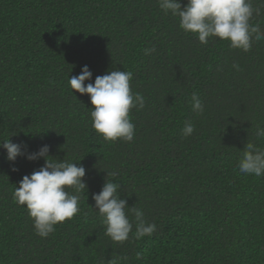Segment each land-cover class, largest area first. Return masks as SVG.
<instances>
[{"label":"trees","instance_id":"1","mask_svg":"<svg viewBox=\"0 0 264 264\" xmlns=\"http://www.w3.org/2000/svg\"><path fill=\"white\" fill-rule=\"evenodd\" d=\"M252 3L251 23L264 31V0ZM85 65L91 83L133 73L131 89L146 98L130 113L133 141L108 143L92 128L89 96L75 98L68 84ZM193 93L203 115L191 110ZM188 122L195 132L185 138ZM256 124L264 127V40L249 52L216 38L201 45L158 0H0V143L28 153L48 145L50 157L85 168L87 185L79 213L41 238L13 192L45 161L12 163L0 148V264H264V177L238 169L248 142L264 147ZM106 172L157 226L151 237L119 245L104 234L92 195Z\"/></svg>","mask_w":264,"mask_h":264},{"label":"clouds","instance_id":"2","mask_svg":"<svg viewBox=\"0 0 264 264\" xmlns=\"http://www.w3.org/2000/svg\"><path fill=\"white\" fill-rule=\"evenodd\" d=\"M158 6L165 15L178 17L180 30L185 35L196 36L201 45H207L210 39L216 38L228 42L232 49L249 52L255 41L264 40V31L260 25L251 23L254 13L258 14L252 0H187L183 7L180 0H158ZM154 52V47L144 50L146 56ZM233 67L239 70L238 64H233ZM92 75L85 65L79 75L68 79L73 95L75 92L90 98L92 128L108 143L133 141L135 124L130 113L133 109L142 110L146 103L143 94L131 89L133 73L112 70L97 76L94 83L90 82ZM86 81L89 83L85 86ZM189 105L197 115H203L204 105L198 94H192ZM255 128L256 138L264 139V127L256 124ZM194 132V124L188 122L182 129V136L187 138ZM0 148L6 151V159L12 163L21 156L29 161H45L39 170L30 176L25 175L13 192V202L18 206H26L36 235L48 238L55 232L57 225L72 220L79 213L81 195L87 192L84 182L86 170L83 166L50 157L48 145L28 153L22 144L6 139L0 143ZM240 152L239 172L264 177V147L248 142ZM12 170L17 171L15 168ZM106 173L102 190L92 195L104 234L119 245L128 242L130 235L133 240L151 237L157 226L145 220L142 209L128 207L127 200L120 198L121 185L108 179L118 173ZM128 213L134 219H129ZM126 259L114 256L108 264H121Z\"/></svg>","mask_w":264,"mask_h":264}]
</instances>
